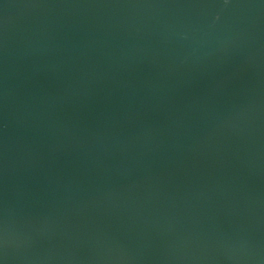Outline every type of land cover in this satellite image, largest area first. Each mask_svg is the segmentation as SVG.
<instances>
[{"label": "water", "instance_id": "obj_1", "mask_svg": "<svg viewBox=\"0 0 264 264\" xmlns=\"http://www.w3.org/2000/svg\"><path fill=\"white\" fill-rule=\"evenodd\" d=\"M0 264H264V0H0Z\"/></svg>", "mask_w": 264, "mask_h": 264}]
</instances>
